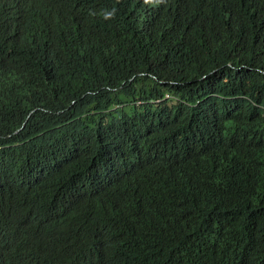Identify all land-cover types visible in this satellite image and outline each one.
Instances as JSON below:
<instances>
[{
  "label": "trees",
  "instance_id": "trees-1",
  "mask_svg": "<svg viewBox=\"0 0 264 264\" xmlns=\"http://www.w3.org/2000/svg\"><path fill=\"white\" fill-rule=\"evenodd\" d=\"M0 264H264V0H0Z\"/></svg>",
  "mask_w": 264,
  "mask_h": 264
}]
</instances>
